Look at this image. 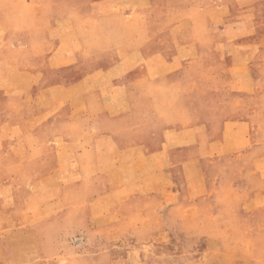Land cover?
I'll list each match as a JSON object with an SVG mask.
<instances>
[{
	"label": "rangeland",
	"instance_id": "obj_1",
	"mask_svg": "<svg viewBox=\"0 0 264 264\" xmlns=\"http://www.w3.org/2000/svg\"><path fill=\"white\" fill-rule=\"evenodd\" d=\"M0 264H264V0H0Z\"/></svg>",
	"mask_w": 264,
	"mask_h": 264
}]
</instances>
